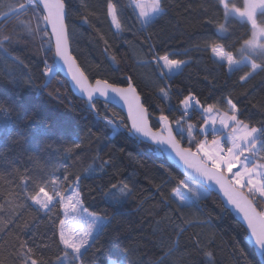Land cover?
Returning a JSON list of instances; mask_svg holds the SVG:
<instances>
[{"label": "snow or ice", "instance_id": "obj_1", "mask_svg": "<svg viewBox=\"0 0 264 264\" xmlns=\"http://www.w3.org/2000/svg\"><path fill=\"white\" fill-rule=\"evenodd\" d=\"M127 6L144 37L141 45H147L146 52L150 54L149 59L138 60L137 64L154 67L161 82L173 80L191 63L158 48L153 41L154 35L160 39L153 29L169 16L170 9L185 20L194 16L209 30L195 45L196 50L213 64L227 68L230 74L241 72L242 87L264 74V0H129ZM125 7L120 0H104L103 15L117 33L126 30L122 23ZM97 16L87 0H0V96H7L12 90L16 93L15 107L0 100V264H221L218 252L224 247L217 241L223 238L212 231V213L202 219L184 216L185 210L199 207L214 188L223 194L225 208L231 206L241 216L246 238L254 244L259 258L264 259V120L258 126L245 120L241 106L230 95L223 97L222 103L205 105L188 91L178 102L181 115L175 120L176 130L163 109L154 125L133 75H124L126 86L107 78L90 79L88 69L74 54L76 20L80 26L95 28L90 17ZM13 23L15 26L9 30ZM100 38L107 53L111 46L102 34ZM29 45L35 55L43 53L34 66L44 79L37 88L38 95L55 80L54 65L58 59L97 116V95L104 98L105 106L110 101H123L127 106L130 123L101 117L105 128L111 130L108 140L128 135L141 142L166 146L190 170L187 176L192 179L177 180L171 199L164 202L175 214L165 218L168 229L161 221L155 222L159 239L153 246L158 252L148 254L130 248L129 237L122 236L119 228L113 230L105 244L100 243L118 213L108 216L90 211L84 204L82 181L107 176L108 170L116 167L115 155L105 158L98 149L94 150L86 168L80 172L65 169L62 178L41 174L20 163L27 159L36 168L43 153L71 158L75 163L86 150L85 141L79 137L70 143L64 141V130L59 126L43 123L29 137L32 124L27 117L22 118V124L12 119L11 113L23 107L20 89L36 87L33 66L17 54ZM110 59L119 65L115 54ZM115 70L121 71L118 67ZM171 87L170 83L158 87L159 98L170 100ZM197 110L201 117L199 126L186 119ZM92 139L90 135L87 147H91ZM185 139L187 147L181 145ZM97 172L102 175L97 176ZM107 187L108 192L103 195L114 207L133 195V187L124 181ZM41 215L46 221L39 219ZM197 228L207 231H193ZM228 249L234 264H255L234 238Z\"/></svg>", "mask_w": 264, "mask_h": 264}, {"label": "trees", "instance_id": "obj_2", "mask_svg": "<svg viewBox=\"0 0 264 264\" xmlns=\"http://www.w3.org/2000/svg\"><path fill=\"white\" fill-rule=\"evenodd\" d=\"M7 2L8 0H5V3ZM181 2L187 3L189 0H181ZM87 3L98 14L97 17H90L95 28L80 26L79 20H76L72 43L74 54L88 69L90 79L107 78L110 82L126 86L123 83L124 75H133L134 82L139 85L138 91L141 92L143 102H146V106L152 113L151 119L154 125L157 123L156 117L163 109L173 122L175 131V120L181 115L178 102L188 91L196 94L205 105L222 103L223 97L230 95L234 102L241 106L245 120H252L257 126L259 121L264 120V74L257 76L246 87H242L239 83L241 72L230 74L227 68L213 64L206 55L197 51L195 45L204 39L203 34L209 30L205 29L194 16L185 20L183 16L177 14L176 10L170 9L169 16L153 29V32L158 33L160 37L157 39L155 35L153 36V41L157 43L158 48L163 47L177 58L191 61L190 65L183 69L182 74L171 81L161 82L154 67H140L137 64L138 60L149 59L150 54L146 52L147 45H141L144 37L139 30V24L135 22L131 7L127 6L129 0H120V3L126 6L122 17L126 30L120 33L116 32L114 26L103 15L104 0H87ZM14 26V23L9 25V30ZM97 28L99 32L96 31ZM100 34L111 46L107 53L104 51L105 44ZM17 54L33 66L36 87L20 89L19 96L23 107L11 113L12 119L22 124V118L27 117L32 124L31 129L28 130L29 137L41 124L46 123L62 128L64 141L70 143L72 138L79 137L85 141L86 145L85 154L75 163L71 158H61L50 153L42 154V159L36 168H33L32 163L27 159L21 160L20 163L41 174H53L55 177L62 178L65 169L69 172H80L86 168L92 162L94 150L98 149L105 158L115 155L116 167L108 170L107 176L103 179L89 178L82 181L84 204L90 211L107 213L108 216L118 213L112 227L100 238V243L105 244L113 230L119 228L122 236L129 237L127 244L130 248H139L148 254L158 252L159 249L153 246L159 239L155 222L161 221L167 230L168 222L165 218L175 215L171 209L165 207L164 202L171 199L170 193L176 186V181L185 179L179 169L170 164L166 157L158 153L154 147L140 142L133 136L118 135L108 140L111 130L105 128L101 117L108 116L116 123H120L122 119L123 123H127L125 116L114 107L108 104L105 106V103L99 101L96 102L99 116L89 111L86 102L72 94L68 83L59 74L55 65V80L50 87L42 90V94L38 95L37 88L44 84V79L34 66L42 58L43 53L39 56L35 55L29 45ZM112 54L120 60L119 65L112 63L110 59ZM48 62L53 63L51 58ZM117 67L121 71H116ZM25 79H27L26 76ZM163 83L172 85L171 99L167 101L159 98L158 87L163 86ZM57 90L59 96H57ZM15 95V90H12L7 96H0V100L6 104H13L15 107L16 104L13 103ZM186 119L199 126L201 121L199 111L192 112ZM90 135L93 139L91 147H87ZM96 137H99V140ZM181 143L184 147L188 146L186 139ZM7 144L12 147L11 141H7ZM96 175L102 174L97 172ZM119 181L129 183L133 187V195L122 199L121 203L114 207L103 193L108 192L107 185ZM209 212L213 216L212 231L223 238L222 240L218 238L217 241L218 245L222 244L224 247V251L218 252L221 264H234L228 255V245L233 238L249 252L255 264H261L255 250L246 242L245 227L230 210L225 208L217 195L209 193L207 199L200 202L199 207L185 210L184 216L188 219H202ZM39 219L46 221L43 215ZM41 230H45L44 224L41 225ZM193 231L207 230L197 228ZM106 251H110V248L106 247Z\"/></svg>", "mask_w": 264, "mask_h": 264}, {"label": "water", "instance_id": "obj_3", "mask_svg": "<svg viewBox=\"0 0 264 264\" xmlns=\"http://www.w3.org/2000/svg\"><path fill=\"white\" fill-rule=\"evenodd\" d=\"M55 66H56V68H57L59 74L62 76V78L65 79V81L68 83L69 88H70V91L72 92V94H73L76 98H78V99H80V100L86 102V104H87V97H86V95H84L83 93L80 92V90L78 89V87H77V86L75 85V83L72 81L71 76H70V74H69L68 71H67V68H66L65 66H63L62 62L59 61V60L57 59V60L55 61ZM95 99H96V102L99 101V102L104 103V98L99 97L98 95L96 96ZM141 100H142V102H143V98H142V97H141ZM107 104L110 105V106H112V107H114V108L117 109L118 111H120V112L125 116V118H126V120H127V123H130V121H129V119H128V114H127V106L124 105L123 101H119V102L110 101V102H108ZM87 109H88L89 111H92V110L89 109L88 104H87ZM92 112H93V111H92ZM135 138H136V137H135ZM177 139H178V137H177ZM139 141H140V140H139ZM140 142H141V141H140ZM142 143L147 144V145H149V146H151V147H154L157 151H159V153H160L161 155H164L170 164L174 165L176 168L179 169V171L181 172V174L183 175V177H184L185 179H192L191 177H188V176H187V172L190 171V170H188V169L185 168V166L183 165V163L179 160L178 157L175 156V153H174L172 150L167 149L166 146H157V145H155V144H153V143H151V142H149V141H146V140L143 141ZM181 145L184 146L182 143H181ZM161 147H163L165 150L161 151V150H160ZM196 179H198V177H196ZM210 193H213V194L217 195V196L221 199L222 203L224 204V197H223V194L220 193V192L218 191V189H215V188H214V190L211 191ZM224 206H225V204H224ZM226 209L230 210V211L235 215V217L239 220V222L244 226V222H243L241 216H240L239 214H237V213L235 212V210L231 209V206H229V207L226 208ZM244 227H245V226H244ZM246 242H247V244H248L250 247H252V248L255 250V246H254V244L252 243V241H251L250 239H247V238H246ZM255 253H256V255H257V257H258L260 263H261V264H264V259L259 258L258 252L255 251Z\"/></svg>", "mask_w": 264, "mask_h": 264}, {"label": "rangeland", "instance_id": "obj_4", "mask_svg": "<svg viewBox=\"0 0 264 264\" xmlns=\"http://www.w3.org/2000/svg\"><path fill=\"white\" fill-rule=\"evenodd\" d=\"M158 153H159V151H158Z\"/></svg>", "mask_w": 264, "mask_h": 264}]
</instances>
